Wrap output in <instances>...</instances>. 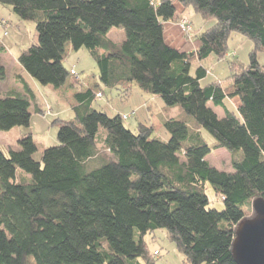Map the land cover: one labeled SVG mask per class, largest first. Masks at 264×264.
Instances as JSON below:
<instances>
[{
	"label": "trees",
	"instance_id": "trees-1",
	"mask_svg": "<svg viewBox=\"0 0 264 264\" xmlns=\"http://www.w3.org/2000/svg\"><path fill=\"white\" fill-rule=\"evenodd\" d=\"M176 3L214 20L194 36L186 33L180 47L164 38V23L179 19ZM0 4L35 22L36 40L17 60L38 84L61 88L74 76L63 65L66 45L84 47L100 84L128 98L136 83L143 94L178 105L194 122L190 130L184 120H164L170 137L163 141L149 123L132 132L122 115L94 109L91 89L76 93L86 104L74 109V119L52 121L56 145L40 146L27 133L16 149H0V264H156L159 251L150 253L143 237L158 228L166 229L186 264H237L236 227L254 216L252 201L264 199V65L256 60L264 52V0ZM112 27L123 30L119 44L106 36ZM233 33L252 41L249 63L232 62L224 79L201 83L208 73L204 62L212 55L223 59ZM5 77L0 66V80ZM26 90L0 92V131L29 126L34 93ZM233 97L238 103L230 108L226 101ZM99 128L106 133L97 144ZM218 148L229 152L230 171L206 159ZM206 182L222 199V210L208 207Z\"/></svg>",
	"mask_w": 264,
	"mask_h": 264
},
{
	"label": "rangeland",
	"instance_id": "rangeland-1",
	"mask_svg": "<svg viewBox=\"0 0 264 264\" xmlns=\"http://www.w3.org/2000/svg\"><path fill=\"white\" fill-rule=\"evenodd\" d=\"M176 6L179 11L183 9L181 13L184 12L185 15L190 18H187L189 20V23L191 24V30L189 31V34H187L188 36L193 35V32L201 28L202 30H205L214 23V20H203L196 12L192 10L191 7H182L179 3H176ZM1 19L3 21L5 20L6 23L0 26V39H4L7 43L11 44V48L8 49L7 55L11 60L10 62L12 67H20V64L17 61V56L20 54V52H22L36 40L35 22L32 20L18 19L15 14H13L10 6L2 4H0V20ZM164 30L166 43L171 44L172 46H178L187 36L185 32H178L175 29L169 30L168 27H166ZM17 32L19 33V36ZM169 34L175 36V39L170 38ZM106 36L119 44L122 41L124 34L122 28L112 27L107 31ZM228 44L229 48L227 54L223 59L218 60L212 55L204 62L206 67L208 68V73L201 80V83L205 84L212 80L215 76L221 78H225L226 76H228L229 64L232 62H236L242 65H247L249 63V54L253 47L252 41L250 39L239 33H233L231 34V38L229 39ZM256 60L259 64L264 65V52L258 53L256 55ZM63 65L67 69L75 66L74 69L79 75L78 78L80 80L97 82L99 84V88L103 90V95L100 98L95 97L92 102V106L94 109L104 112L110 117L115 116L119 113H130L132 109H135L134 106L140 103L142 104L145 101L144 97L149 96L143 94L139 90L136 83H133L132 92L128 98H125L121 94V90L119 88H107L100 84L98 80V69L96 63L92 56L89 54L88 50L84 47H81L77 50H74L72 48H70V50H66L65 55L63 56ZM15 71H17L16 68ZM193 71V68H191V73H193ZM69 78L73 79L74 77L69 76ZM5 82L14 83L11 78H7ZM38 86L41 88V91L39 92H43L44 90L42 89L45 86H42L40 84H38ZM56 93V98H52V96L51 98L49 97L47 99L48 105H46L45 109H42L44 112L46 111L51 114L48 116V119L51 121L54 118L68 120L73 117V111L69 104L70 99H66L65 94L64 96H61L62 92H60V90ZM57 96H59L58 99ZM236 103H238V99L236 97H233L232 102H230V104L228 105L230 106V108H233V105ZM155 104H158V107L160 106L154 111L155 118L157 120H160L161 117L167 115L174 119L184 120L190 130L194 129L193 119L182 112L178 105L167 106L159 97H156ZM143 105L145 106V103ZM50 109H52V113H50ZM135 111L134 114H129L128 118L123 119L122 121L124 126L132 132L136 131L138 121L146 120L145 107H143L142 110H137V112ZM216 113L222 115L223 111L221 108H217ZM155 125L156 127L153 132V136L163 141H167L170 137L169 133L165 130L164 127L158 126L156 122ZM18 128L19 127H15L14 131H17ZM7 132L8 131H0V149L4 152L7 151L6 145L10 144L12 139L11 136L7 134ZM56 132L57 126L53 124L48 132H44L43 135H40L39 140H42L40 142H43V144H45L46 146L56 145ZM105 133L106 132L103 128L98 129L96 135L97 144H100L101 138L105 135ZM201 133L209 145L214 142L213 137L206 130L201 129ZM206 159L212 166L216 167L219 170H231L230 154L225 148H218L216 150H213L206 156ZM204 192L208 197L209 208H214L217 210L223 209L222 199L215 193L210 183H205ZM252 214L253 213L249 212L248 216H252ZM143 238L150 253H152L155 249L159 251V254L154 257V261L156 264H186L183 254L178 250V248H176V244L170 239L166 229L158 228L152 232L146 233Z\"/></svg>",
	"mask_w": 264,
	"mask_h": 264
},
{
	"label": "crops",
	"instance_id": "crops-1",
	"mask_svg": "<svg viewBox=\"0 0 264 264\" xmlns=\"http://www.w3.org/2000/svg\"><path fill=\"white\" fill-rule=\"evenodd\" d=\"M176 8H177V6H176ZM177 11L179 14V19L176 21H166L164 23V29L166 27H168L169 30L175 29L178 32H183L179 21H180L181 17H184V16L188 19H190V18L188 16H186L184 12L181 13V11H183V9H181L179 11L177 8ZM201 31H203L202 28L193 32L192 33L193 35H191V36H194L195 34H198ZM169 35H170L169 36L170 38L175 39V36H172V34H169ZM18 36H19V33H18ZM164 38H166L165 35H164ZM184 41H185V38H184V40H182V42L178 46H173V47H180L184 43ZM10 45L11 44L7 43L4 39L3 40L0 39V66H3L5 68V71H6L5 79L0 80V92L2 95H7L10 93L23 95V94H25V92H27L26 89L28 87L34 93V98L31 100V105L29 108L30 112H31V120H30L29 126L28 127H19L17 129V131H14L15 127L8 130L7 134H9V136H11L12 139H11L10 144L6 145V147H7L6 149L7 150L8 149H16L18 137L22 134H27V133H30L33 136L34 140L40 146H46L45 144H43V142H40L42 140H39V137H40V135H43L44 132H48L50 130V127L53 125L52 121L56 119V118H54L52 121L49 120L48 116L51 114H49L46 111L45 112L43 111V109L46 108V105H48L47 99L49 97L51 98V96H52V98L53 97L56 98V95H57L56 92H58L59 90H60V92H62L61 96H64V94H65L66 99L67 98L70 99L69 104H70L72 111H73V115H72L73 117H71L70 119H74L75 118V110L74 109L76 108V109L80 110V108L86 104V98L81 99V100H77L75 98V94L78 92H84L87 89H91L94 94L98 90H100L102 92V95H103V90L101 88H99V84L97 82L84 81V80H80L79 78L77 79L73 76L74 78L73 79L68 78L67 81L65 82V84L61 88L55 89L51 86H45L42 89L44 91L39 92V91H41V88L38 86L37 81L35 79H33L30 75H28L27 72L23 69V67L21 65H20V67H15L17 69V71H15V68L12 67L11 62H10L11 60L8 58V55H7L8 49L11 48ZM169 45H171V44H169ZM70 48H71V45L67 44L66 50H70ZM261 65H263V64H261ZM74 67L75 66H72L69 69H74ZM78 77H79V75H78ZM7 78H9V79L11 78L14 83H6L5 80ZM214 79L222 80L224 78L215 76V77H213L212 80H214ZM62 90H64V91H62ZM58 97L59 96H57V99H58ZM144 98H145V101L142 104L141 103L137 104L136 106H134L135 109H132L130 111V113H124V114H127L129 116V114L130 115L134 114L135 110H136L135 112H137V110H142L143 107H145L146 108V112H145L146 113V120L138 121L137 125L140 122L149 123L152 126L153 131L155 130V127H156L155 122L158 124V126L163 127V125H162L163 121L168 119V118H172V117L164 115L163 117H161L160 120H157L155 118V112L154 111L156 109H158L160 106L158 107V104H155L156 103V97L147 96ZM232 100H233V98L227 99V101H226L227 105L230 104V102H232ZM144 103H145V106L143 105ZM233 106H234L233 108H235L237 106V103L234 104ZM217 108H219V107H213V109L215 111ZM50 113H52V109H50ZM124 114L119 113V115H124ZM147 119H148V121H147ZM12 132H14V133H12ZM35 156H36V158L39 157L38 154Z\"/></svg>",
	"mask_w": 264,
	"mask_h": 264
},
{
	"label": "water",
	"instance_id": "water-1",
	"mask_svg": "<svg viewBox=\"0 0 264 264\" xmlns=\"http://www.w3.org/2000/svg\"><path fill=\"white\" fill-rule=\"evenodd\" d=\"M254 216L240 221L232 243L237 264H264V199L252 201Z\"/></svg>",
	"mask_w": 264,
	"mask_h": 264
},
{
	"label": "built area",
	"instance_id": "built-area-1",
	"mask_svg": "<svg viewBox=\"0 0 264 264\" xmlns=\"http://www.w3.org/2000/svg\"><path fill=\"white\" fill-rule=\"evenodd\" d=\"M179 22H180V26H181L182 30L185 33H189V31L191 30V24L189 23V20L186 17H181ZM0 23L3 25L5 22L3 20H1ZM70 72H71V75H74V76L77 77V73H76V71L74 69H71ZM95 95H96L97 98H100V97H102V92L101 91H97ZM127 116H128L127 114H124V115H122V118L126 119ZM154 253H157V251H154Z\"/></svg>",
	"mask_w": 264,
	"mask_h": 264
}]
</instances>
